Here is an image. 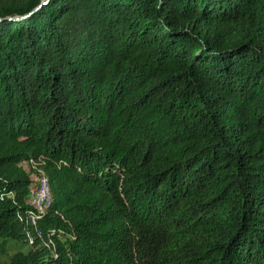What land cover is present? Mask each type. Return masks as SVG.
Instances as JSON below:
<instances>
[{
  "label": "trees",
  "instance_id": "16d2710c",
  "mask_svg": "<svg viewBox=\"0 0 264 264\" xmlns=\"http://www.w3.org/2000/svg\"><path fill=\"white\" fill-rule=\"evenodd\" d=\"M42 2L0 0V264H264V0Z\"/></svg>",
  "mask_w": 264,
  "mask_h": 264
},
{
  "label": "built area",
  "instance_id": "2783aa9c",
  "mask_svg": "<svg viewBox=\"0 0 264 264\" xmlns=\"http://www.w3.org/2000/svg\"><path fill=\"white\" fill-rule=\"evenodd\" d=\"M26 168H37L34 160H26L23 162ZM11 195L15 196V192L11 191ZM1 199L5 198V193H0ZM51 201V190L49 185V178L43 169L38 168V173L34 175V181L29 187V204L30 208L23 212H18L17 218L26 226V238L30 244L36 243L40 240L45 246L51 249L52 254L57 256L55 242L52 234L54 230L44 232L38 226L37 214L43 213L49 206Z\"/></svg>",
  "mask_w": 264,
  "mask_h": 264
},
{
  "label": "water",
  "instance_id": "95a60500",
  "mask_svg": "<svg viewBox=\"0 0 264 264\" xmlns=\"http://www.w3.org/2000/svg\"><path fill=\"white\" fill-rule=\"evenodd\" d=\"M49 0H43L42 3H47ZM42 4H39L34 10L30 11L29 13L27 14H24V15H21V16H17L15 19H19V18H24V17H27L29 16L33 11H35L36 9H38L39 7H41ZM2 18H0L1 20Z\"/></svg>",
  "mask_w": 264,
  "mask_h": 264
},
{
  "label": "rangeland",
  "instance_id": "374dc122",
  "mask_svg": "<svg viewBox=\"0 0 264 264\" xmlns=\"http://www.w3.org/2000/svg\"><path fill=\"white\" fill-rule=\"evenodd\" d=\"M29 246H28V244L26 243H23L22 245H21V248L23 249V250H26L27 248H28ZM3 259H6L7 257L6 256H3L2 257Z\"/></svg>",
  "mask_w": 264,
  "mask_h": 264
}]
</instances>
